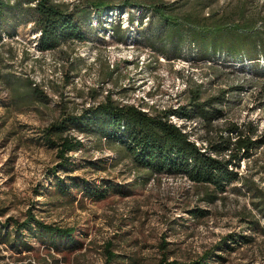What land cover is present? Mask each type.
<instances>
[{"label": "rangeland", "instance_id": "rangeland-1", "mask_svg": "<svg viewBox=\"0 0 264 264\" xmlns=\"http://www.w3.org/2000/svg\"><path fill=\"white\" fill-rule=\"evenodd\" d=\"M55 1L81 5L86 0ZM105 1L121 5L124 0ZM163 3L178 14H212V19L231 18L233 24L249 20L259 29L264 26V0ZM90 11L92 34L81 44L53 51L37 50L32 23L17 13L7 16L6 31L0 32V225L7 219L20 223L30 214L45 224L72 229L73 238L79 241L76 248L59 246L55 250L39 242L34 231L24 230V245L0 243V264H192L200 263L204 253L224 241L231 249L214 248L213 253L221 259L211 256L208 264H264V201L240 182L229 185L220 199L206 203L200 200L201 189L185 177L160 174L144 182L126 161L109 165L115 154L103 141L98 144L72 132L70 135L87 145L88 154L82 158L81 153H74L75 159H83L82 166L67 172L58 169L57 175L74 178L79 187L85 181L86 187L108 185L125 194L109 192L106 198L95 200L71 188L72 197L53 207L49 204L52 199L40 193L54 178L49 170L57 163L54 150L41 140L42 129L107 96L152 112L183 105L192 91L199 93L201 101L225 91L222 116L212 122L209 132L198 121L189 123L186 131L191 139L203 145L206 137H226L229 124L255 130L264 139L262 71L226 56L197 59L194 51L187 53L185 47L179 58L168 59L161 55V45L152 35L147 40L138 36L136 19L130 24L124 12L97 18ZM133 13L138 16L141 12L134 9ZM145 16L151 18L150 12ZM116 25L120 27L118 35L110 30ZM14 86L24 96L22 100ZM171 120L177 125L184 123ZM230 137L235 139V134ZM96 159H105V170L95 172L87 167V162ZM238 171L244 183L264 193V144L249 161L240 162ZM192 209L204 215L195 217L199 213H190ZM253 221L259 232L249 230ZM233 234L237 238L231 241ZM241 236H252V240L245 242ZM108 244V251L117 255L119 262H107Z\"/></svg>", "mask_w": 264, "mask_h": 264}, {"label": "trees", "instance_id": "trees-1", "mask_svg": "<svg viewBox=\"0 0 264 264\" xmlns=\"http://www.w3.org/2000/svg\"><path fill=\"white\" fill-rule=\"evenodd\" d=\"M134 9H139L141 13L136 16ZM90 10L97 18L113 12H124L130 24L136 19L139 25L136 30L138 36L147 40L152 35L151 38L161 45V55L168 59L179 58L180 50L185 47L187 53L194 51L197 59L209 60L216 55L226 56L246 62L248 66H254L264 74V26L259 29L249 20L233 24L229 21L231 18L223 16L212 19V14L207 17L192 12L178 14L173 8L165 6L163 0H124L121 5L110 4L105 0H86L81 5L55 0H0V32L6 26L7 16L17 13L32 23V28L37 34V50L53 51L64 45L81 44L92 34L89 26ZM147 12H150L151 18L145 16ZM242 15L243 12L240 17ZM110 30L114 35H118L120 27L116 25ZM14 88L17 98L22 100L24 96L19 95V89L14 86L13 90ZM195 92L192 91L186 97L185 103L175 109H152V112L145 111L140 106L117 103L107 96L104 101L84 108L78 114L67 113L51 122L42 129L41 140L54 150L57 163L49 170L54 178L49 180L40 193L52 199L49 204L53 207H57L61 200L72 197L71 188H78L83 196L89 195L95 200L106 198L109 192L125 194L121 189L108 185L102 189L86 187L85 181H81L82 185L79 187L74 178H61L57 175L58 169L67 172L82 166L80 160L83 159L78 161L73 157L74 153H81L82 158L88 154L87 145L77 136L70 135L75 132L78 136L91 138L98 144L103 141L115 154L109 165L116 166L126 161L144 182L160 174L183 176L201 189L200 200L206 203L220 199L227 192L229 185L240 182L258 192L264 201V193L257 191V188L247 181L244 183L238 171L240 162L249 161L255 151L264 144L263 135L258 137L255 130L247 131L245 126L229 124L225 129L229 133L226 137H206L202 141L203 145L196 144L191 139V133L186 131L187 125L198 121L207 132L211 131L212 122L222 116L220 105L226 92L221 91L203 101L200 100L199 93ZM235 93L236 91L230 94ZM38 94L41 100V92ZM171 117L184 123L177 125L171 121ZM230 133L235 134V139L230 137ZM86 165L95 172L106 169L105 159L89 161ZM196 210L192 209L190 213ZM198 213H195V217L204 215L203 211ZM252 224L249 230L259 232L255 221ZM24 230L34 231V237L39 242L55 250L59 249V246L76 248L79 245V241L73 238L72 229L45 224L30 214L20 223L7 219L0 225V243L24 245L25 241L21 239ZM261 231L264 234V230ZM251 237L240 238L250 242ZM236 238L237 234H233L229 240L234 241ZM109 245L106 247L107 262H119V257L108 251ZM217 247L231 249L230 244L224 241L223 245L218 244L204 253L200 263L192 264H208L207 259H212L211 256L221 259L213 253ZM165 252L166 250L163 251L164 258Z\"/></svg>", "mask_w": 264, "mask_h": 264}, {"label": "built area", "instance_id": "built-area-1", "mask_svg": "<svg viewBox=\"0 0 264 264\" xmlns=\"http://www.w3.org/2000/svg\"><path fill=\"white\" fill-rule=\"evenodd\" d=\"M172 118H174V117H171V119H172ZM175 119H176V118H175ZM176 120H178V119H176ZM171 121L174 122L173 120H171ZM178 121H180V120H178ZM174 123H175V122H174Z\"/></svg>", "mask_w": 264, "mask_h": 264}]
</instances>
